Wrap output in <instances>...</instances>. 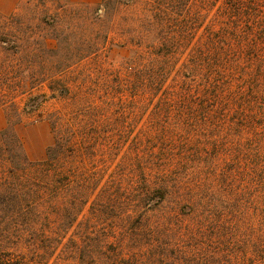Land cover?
<instances>
[{"label": "rangeland", "instance_id": "1", "mask_svg": "<svg viewBox=\"0 0 264 264\" xmlns=\"http://www.w3.org/2000/svg\"><path fill=\"white\" fill-rule=\"evenodd\" d=\"M153 1L0 0V258L264 264V60L242 61L221 122L181 117L133 84L174 31Z\"/></svg>", "mask_w": 264, "mask_h": 264}, {"label": "trees", "instance_id": "2", "mask_svg": "<svg viewBox=\"0 0 264 264\" xmlns=\"http://www.w3.org/2000/svg\"><path fill=\"white\" fill-rule=\"evenodd\" d=\"M153 3V18L174 31L165 35L155 53L165 62L164 66L143 67L144 71L134 69L133 84L139 85L138 89L148 88L149 94L155 93L161 105L169 106L173 101L178 113L187 120L221 122L228 104L227 86L230 80L237 82L242 61L264 60V0H155ZM175 19L177 24L172 29L169 21ZM185 53L186 79L178 88L162 91L159 86L167 75L168 59ZM62 149V140L57 139L55 148L47 153V161L52 152L58 155ZM43 173L48 175L47 167ZM22 263L10 257L0 258V264Z\"/></svg>", "mask_w": 264, "mask_h": 264}]
</instances>
